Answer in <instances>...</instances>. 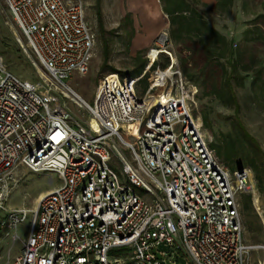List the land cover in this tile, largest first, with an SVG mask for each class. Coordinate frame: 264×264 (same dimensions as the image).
<instances>
[{
  "label": "built area",
  "instance_id": "2783aa9c",
  "mask_svg": "<svg viewBox=\"0 0 264 264\" xmlns=\"http://www.w3.org/2000/svg\"><path fill=\"white\" fill-rule=\"evenodd\" d=\"M2 1L44 73L22 79L0 62V264H253L250 252L264 249V209L251 168H231L210 146L195 112L198 88L168 32L148 47L139 74H103L87 102L65 82L88 72L96 47L84 0ZM65 90L86 117L73 116ZM22 168L61 182L32 209L8 208ZM241 193L261 221L260 244L243 239Z\"/></svg>",
  "mask_w": 264,
  "mask_h": 264
},
{
  "label": "rangeland",
  "instance_id": "374dc122",
  "mask_svg": "<svg viewBox=\"0 0 264 264\" xmlns=\"http://www.w3.org/2000/svg\"><path fill=\"white\" fill-rule=\"evenodd\" d=\"M201 1L207 4L206 7H202L203 19L225 36L233 49V59L239 72L246 75L243 85H238L235 79L232 80L237 106L224 105L213 95L205 94L211 87L210 83L214 80L220 81L224 69H229L228 55L218 60L207 59L204 57L205 51L196 42L192 44L196 52H192L181 43L172 41L178 65L182 74L198 88L195 112L201 120L202 113H207L210 126L204 124L203 126L210 133L211 143L221 146L220 153L212 148L216 155L231 168L239 166L249 168L247 162L252 159L255 161L262 181L259 183L254 177L255 171L250 169L251 183L257 189L264 209V0H232L228 10L224 11L216 7L217 0ZM84 2L87 5V17L96 35V47L88 72L84 75L74 74L66 78L65 82L82 99L91 102L96 84L103 74L112 72L113 69L130 75L139 73L140 67L137 66L145 60L144 55L150 45H136V41H141L147 28L155 30L152 37L154 40L163 29L169 34V20L161 8L160 0H84ZM5 19H8L9 23L6 24ZM16 36L20 38L22 44L17 42ZM0 62L22 79L35 81L44 73L43 67L37 62L34 53L27 47L24 37L11 20L2 0H0ZM153 68L154 66L139 81V88L146 86ZM64 92L65 96L60 94L61 100L66 103L73 116L86 117V110L84 108L79 110L76 102L68 95L71 93L67 90ZM113 167L120 175L122 172L120 164ZM20 175V181L6 200L8 208L32 209L34 197L38 193L45 192L50 186H58L61 182L56 173L52 175L51 182L48 173L22 168ZM135 191L146 195L141 187H135ZM246 194L248 193H241L238 196L244 230L243 239L249 244H260L261 221L252 202L248 203V199L244 197ZM30 216L29 214V217L19 224L22 231L11 249L12 257L18 254L22 240L26 238ZM5 243L4 256L10 240L6 239ZM111 254L119 255L121 252L114 251ZM156 254L161 258L160 254ZM250 256L252 263L258 264L264 260V249L254 248Z\"/></svg>",
  "mask_w": 264,
  "mask_h": 264
},
{
  "label": "trees",
  "instance_id": "16d2710c",
  "mask_svg": "<svg viewBox=\"0 0 264 264\" xmlns=\"http://www.w3.org/2000/svg\"><path fill=\"white\" fill-rule=\"evenodd\" d=\"M160 2L161 8L163 12L167 14L169 20V37L172 41L181 43L185 48L192 52H196L193 50L192 45L196 42V44L201 45L205 51L204 57H207V59L214 58L215 60H218L228 55L227 61L229 69H224V74L220 81L216 82L214 80L210 83L211 87L205 92V94L213 95L224 105L237 106V98L233 90L232 80L235 79L238 85H243L246 75H242L239 72V69L236 66V61L233 59V49L225 36L219 33L203 19L202 7H206L207 4L201 0H160ZM231 3L232 0H217L216 7L223 11L228 10ZM164 63H162V65H164ZM144 65L145 60L138 64L137 68L140 67L139 73L143 70ZM113 71L117 70L113 69ZM118 72L121 75L124 74L121 71ZM202 122L205 126H210L206 112L202 113ZM210 146L220 153V145L211 143ZM223 151L225 152V150ZM247 163L251 169L255 171L254 177L260 183L262 180L260 179L261 177L258 173L255 161L252 159ZM244 197L247 198L248 203H250V194H246Z\"/></svg>",
  "mask_w": 264,
  "mask_h": 264
},
{
  "label": "crops",
  "instance_id": "0c3cea01",
  "mask_svg": "<svg viewBox=\"0 0 264 264\" xmlns=\"http://www.w3.org/2000/svg\"><path fill=\"white\" fill-rule=\"evenodd\" d=\"M154 31L155 30H153V29L150 30L149 28H147V30L145 31V35L142 37L141 41L140 42H137L136 41V45L146 46V45H152V44H154L155 40L152 38L153 35H154V33H155ZM50 188H51V186L48 187L47 190L50 189ZM261 229H262V226H261Z\"/></svg>",
  "mask_w": 264,
  "mask_h": 264
},
{
  "label": "bare ground",
  "instance_id": "6f19581e",
  "mask_svg": "<svg viewBox=\"0 0 264 264\" xmlns=\"http://www.w3.org/2000/svg\"><path fill=\"white\" fill-rule=\"evenodd\" d=\"M152 57H154V53L151 55ZM145 64H147V63H145ZM68 94V93H67ZM69 96H70V98L73 100V101H77V100H79V99H77L75 96H72L71 94H68ZM43 193L44 192H42V193H38L35 197H34V204H33V206H36L37 205V203H38V201H39V199L42 197V195H43Z\"/></svg>",
  "mask_w": 264,
  "mask_h": 264
},
{
  "label": "water",
  "instance_id": "95a60500",
  "mask_svg": "<svg viewBox=\"0 0 264 264\" xmlns=\"http://www.w3.org/2000/svg\"><path fill=\"white\" fill-rule=\"evenodd\" d=\"M158 247H159V249H167L169 252H171V249L170 248H168L167 246H165V245H163L162 243H160L159 245H158ZM179 261L182 263V264H184V258H182V257H180L179 258Z\"/></svg>",
  "mask_w": 264,
  "mask_h": 264
}]
</instances>
